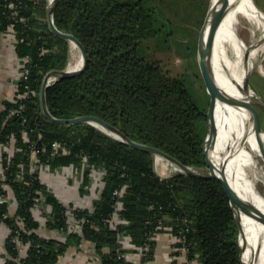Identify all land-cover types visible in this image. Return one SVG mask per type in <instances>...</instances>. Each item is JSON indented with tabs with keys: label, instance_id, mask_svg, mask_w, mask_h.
Listing matches in <instances>:
<instances>
[{
	"label": "trees",
	"instance_id": "16d2710c",
	"mask_svg": "<svg viewBox=\"0 0 264 264\" xmlns=\"http://www.w3.org/2000/svg\"><path fill=\"white\" fill-rule=\"evenodd\" d=\"M48 1L0 0V38L11 33L16 56L30 57V72L21 81L20 93H37L26 100H5L0 109L4 170L0 195L11 193L16 204L14 209L8 203L0 205V225L9 229L5 264H67L70 251L85 250L87 244L98 257L96 264H136L125 256L129 250L122 234L139 248L148 246L141 262L148 264L154 259L155 236L164 230L185 237L175 246L187 248L186 264H243L239 225L223 181L181 172L161 176L152 152L89 123L63 124L44 115L43 80L69 62V41L49 26ZM205 4L202 0H59L55 25L84 45L88 66L46 88L50 113L61 119L102 118L131 140L195 169L207 168V110L196 102L187 78L182 73L172 75L158 53L146 47L164 28H171L165 39L178 35L174 29L180 31V15H192L196 25H203ZM22 104L21 113H11ZM12 137L9 152L5 147ZM214 142L217 161L223 162L226 144L218 129ZM54 143L65 144L69 152L54 155ZM44 165L52 170L78 167L80 193L87 197L92 195L91 172L100 171L98 196L89 205L69 208L42 180L39 167ZM37 205L47 218L45 228L55 236L39 233L41 224L32 210ZM71 219L81 231L71 226ZM17 239L29 243L25 254Z\"/></svg>",
	"mask_w": 264,
	"mask_h": 264
},
{
	"label": "bare ground",
	"instance_id": "6f19581e",
	"mask_svg": "<svg viewBox=\"0 0 264 264\" xmlns=\"http://www.w3.org/2000/svg\"><path fill=\"white\" fill-rule=\"evenodd\" d=\"M212 3H216V0ZM257 7L264 18L262 10ZM262 17L250 0H228L219 19L212 57L221 80L214 101L217 129H222L225 138L234 133L240 143L236 154L223 153L224 161H228L227 177L241 198L253 204L256 213V217L246 213L241 216L243 233L240 242L243 245L242 258L245 264H264V222L259 219L257 208L264 207V192L260 196L256 189L257 183L264 189V167L259 165L264 150V133L256 132L247 109L238 103L233 106L226 104L224 90L239 99L247 73L257 70L264 74ZM71 45L75 59L69 63L68 69L73 71L82 66L83 60L77 44L71 42ZM253 95L254 90H251L248 96L251 98ZM215 155L217 158L216 151ZM156 158L157 163H161V156L157 155ZM219 163L222 162L217 161L218 166ZM167 168L178 170L172 164Z\"/></svg>",
	"mask_w": 264,
	"mask_h": 264
},
{
	"label": "water",
	"instance_id": "95a60500",
	"mask_svg": "<svg viewBox=\"0 0 264 264\" xmlns=\"http://www.w3.org/2000/svg\"><path fill=\"white\" fill-rule=\"evenodd\" d=\"M58 2L59 0H52L49 5L48 21L50 23L51 30L55 34L63 38H66L71 42H75L81 51L83 62H82V66L77 70L70 71L67 67L64 70H60V71L53 70L46 74L43 80V87L41 91V102H42V110H43L44 115L50 120L58 122V123L76 124V123L85 122V123H89L98 128L101 127L102 129L101 128L99 129H101L102 131H104L105 133H107L108 135L116 139L125 141L129 143L130 145L141 148L143 150L152 152L155 156L157 155L161 156L163 159H166L167 161H169L172 165H175L180 170L181 173L192 174L196 177L218 179V180L223 181L224 184L227 185V190H228V194L230 198V204L233 208L236 220L239 225L240 236H242L243 226H242L241 216L246 213L253 217H256V213L253 208V204L248 203L246 202L245 199L241 198L240 194L235 190V188L229 182V179L226 173L228 161L225 160L222 163H219V166L217 165V158L215 155L214 136H215V132L218 126H217V121H216L215 112H214V104H215L214 101L218 94V87H217V83L214 81V79L212 78L209 72V57H210V54L212 55L214 54L215 39H216V35L218 32L219 19L222 16V13L226 7L228 0H216V3H212L211 1L209 10L207 12V15L205 17V20L202 26V31L204 32V38L206 37V41L204 42L202 38H200L199 40V48L202 51L203 56L204 57L206 56L205 72H206L207 78L212 88V98L210 101L209 109L207 111V134H206L205 141H204V149L210 160L209 165L207 166L209 172L207 173L199 172L193 169L191 166L183 164L181 161H179L175 157L167 154L166 152L160 149H157L152 146L144 145L134 140H131L120 129L111 125L110 123L103 120L102 118L91 116V115H84V116H79V117L70 118V119H61V118H57L53 116L50 113L48 106H47V101H46V88L61 78L73 77V76H76L82 73L88 66V54H87V50L84 47V45L73 34L63 32L59 30L57 26L55 25L54 12H55ZM251 72L247 73V75L244 78L242 96L239 97V99H237L233 94H231L227 90H224L225 101H226V104H229L232 106L238 103L240 104L242 108L247 109L250 114V119L253 122V125L255 126L254 128L256 132L261 134V133H264V131L260 125L259 119H257V117L254 115V112H252L251 105L249 103L250 97L248 96V94L251 90H253V88L251 87V83H250ZM254 96H255V92L252 97ZM262 154L264 157V150ZM256 189L259 192L260 196H263L261 191L257 187ZM257 208L259 210V215H260L259 219L262 222H264V207L258 206ZM240 245H241V251L243 253V245L241 243ZM243 264L245 263L243 262Z\"/></svg>",
	"mask_w": 264,
	"mask_h": 264
},
{
	"label": "rangeland",
	"instance_id": "374dc122",
	"mask_svg": "<svg viewBox=\"0 0 264 264\" xmlns=\"http://www.w3.org/2000/svg\"><path fill=\"white\" fill-rule=\"evenodd\" d=\"M202 1L206 3L203 8L204 14L202 16L203 20H205V17L209 10L211 1L213 0H202ZM250 1L254 3L256 9L258 10V12L260 13L262 17V14L260 10L258 9L257 5L260 7V9L263 12V16H264V0H255L257 5L255 4L253 0H250ZM49 5H50V2L48 4V10H49ZM194 15L195 17H198L197 14H194ZM191 18H192V15H186V18L180 15V17L178 18L179 19L178 23H180L179 25L181 26L180 31H177L176 29H174V33H177L178 35H175V37H173L174 35L173 34V35H170L167 39H165L164 36L166 34V30L169 29V31H171L170 30L171 28H164V30L159 36H157L154 39L149 40L146 43V47L150 51L154 53H158V56L162 59L163 65L165 66L167 70H169V72L172 75H177V74L182 73V75H184L187 78L188 87L191 90L196 102L198 103V105L201 107L202 110L206 109L208 111L210 101L212 98V88H211L210 82L205 72L206 56L205 57L203 56L202 51L199 48L200 38H202V40L205 42L206 37L204 38V32L202 31L203 25L202 24L200 26L196 25L198 24V22L194 23L195 20H191ZM262 19L264 21L263 17ZM49 26H50V23H49ZM182 28H185V29L182 30ZM1 37L4 38V40L8 44L10 43L12 44V41L14 40L13 39L14 37L11 33H8L7 36L1 35ZM166 48H167V51L163 52ZM71 49H72V45H71V41H69L68 65L70 62H72L75 59V54L73 55V49L72 51H70ZM79 53L81 54L80 49H79ZM212 57L213 55L211 54L209 58V72L212 78L214 79V81L217 83V87H218L221 80L218 74V69H217L218 67L212 63ZM9 60H11V58H8V61ZM14 62L15 61L13 60V64H15L14 70H12L11 74L8 75V77H10L8 82H10V84L12 85H13V80L15 79L14 77L16 76L15 75L16 62L15 63ZM263 64H264V54H263ZM250 83H251V87L253 88L255 92V96L250 98L249 103L251 105L252 112H254V115L257 117V119H259L260 125L264 131V74L260 73L257 70H252L251 77H250ZM2 89L3 87L0 88V92L2 91ZM218 130L221 132L225 140V144H226L225 153L236 154L240 146L239 145L240 143L236 135L234 133L231 135L228 134L227 135L228 137L225 138L222 129L219 128ZM156 157L157 156H155V163L158 166L157 165L155 166L160 175L171 176L178 172L180 173L179 169L177 170V169L165 167V165L169 166V164L171 163L167 161L166 159L164 160L162 157H161L162 158L161 163L158 164ZM259 165L264 167L263 156L262 158L261 157L259 158ZM199 171L202 173L209 172L208 168H203V169H200ZM73 180H76V179L73 178ZM76 185H73L70 188L63 189L61 191L64 193V197H63L64 204H66L67 206H74V207L78 206L79 207V206H84L85 204V201H86L85 197L87 196H83L80 193V189H79L80 181ZM256 185H257V188L263 193L264 189L262 185L259 183H257ZM70 224L72 227L75 228V225L77 224V222L71 219ZM89 254L92 256H95L93 253H89ZM77 255L79 257L83 256V254L80 252H77Z\"/></svg>",
	"mask_w": 264,
	"mask_h": 264
},
{
	"label": "built area",
	"instance_id": "2783aa9c",
	"mask_svg": "<svg viewBox=\"0 0 264 264\" xmlns=\"http://www.w3.org/2000/svg\"><path fill=\"white\" fill-rule=\"evenodd\" d=\"M3 35H5V34H3ZM29 63H30V57H28V56L17 58L16 71H15L16 76L14 77L15 79L13 80L15 94L11 97V100L14 102L17 99L26 100V99L34 98L37 95V93L35 91H29V90H25V92L20 93L21 81L26 80L28 78V75L30 72ZM53 81H54V79H53ZM2 108H4V107L2 106ZM23 109H24V105L22 104L19 108L12 110L11 113L12 114H14V113L18 114V113H21ZM24 140L29 141V138H28L26 133H24ZM13 142H14V139L12 137V140L8 144L9 146L7 145L5 147L9 152H11L13 150V148H12V145L14 144ZM0 147H2V144H0ZM52 150H53L54 155L67 154L69 152L67 146L65 144H62V143H54ZM33 157L35 158L36 162H38V159L36 158L35 153H33ZM193 169H195V168H193ZM36 170H38V166L36 167ZM195 170H198V169H195ZM39 171L42 172L41 176H42V180L44 181V183H46L48 185L50 190L60 199V201L63 204H64V199H63L64 193L61 191L63 189L70 188L71 186L76 185L77 183H79V181L81 182V179H82V176H81L82 173H79L80 169L74 165L59 166V167L55 168L54 170H52L48 165H44V166L39 167ZM3 174H4V170H3L2 166L0 165V175L3 176ZM101 176H102V173L98 170H93L91 172L92 180H91V184H90V190H91L92 195L90 197L89 196L85 197L86 201H85L84 206H86L87 204L89 205L92 202V198L98 196L97 188H98V185L100 183H102ZM73 178H75L76 180H73ZM45 180H46V182H45ZM11 197H12L11 193L8 196L0 195V205L8 203L10 205L11 209H14L16 204L13 201H11L12 200ZM68 207L70 208V206H68ZM79 207H83V206H79ZM32 210H33L35 218L37 219V221L40 222L41 228L45 227V223L47 221V218H46V216L43 215L39 206L37 205ZM50 210H51L50 207L48 209H46V211H48V212ZM75 229L77 231H81L80 225L76 224ZM120 239L124 245V248L129 250V252L125 254L126 258L131 260L132 262H134L136 264H141L142 258L145 255L144 251L148 249V246L141 247V248L135 246L132 243L130 237L128 235H125V234H122L120 236ZM183 240H185L184 236H180V237L175 236V242H182ZM17 243H18L20 252L22 254H25L27 249H28L29 243H23L21 240H18V239H17ZM181 249L185 252V254H187V251H188L187 248H181ZM84 256H86V259H84L81 264H96L97 263L98 257H96V255L95 256L89 255L90 256L89 257L87 254H84ZM91 258H92V260H91Z\"/></svg>",
	"mask_w": 264,
	"mask_h": 264
},
{
	"label": "crops",
	"instance_id": "0c3cea01",
	"mask_svg": "<svg viewBox=\"0 0 264 264\" xmlns=\"http://www.w3.org/2000/svg\"><path fill=\"white\" fill-rule=\"evenodd\" d=\"M7 35L8 34L2 36H7ZM0 40H1L0 86L3 87L2 91L0 92V109H1L3 106V102L5 100L11 99V97L15 94V89L13 88L14 86L10 84V82H8L10 78L8 77V75L11 74L12 70H14L15 64H13V60L16 62L18 57L16 56L15 53L14 40L12 41V44L11 43L8 44L2 37L0 38ZM8 58H11V60L8 61ZM155 165L157 164L155 163ZM165 167L168 166L165 165ZM167 176L168 175H165L164 177ZM8 233H9V229L7 228V226L5 224L0 225V264H5L4 244ZM39 233L45 237H52L56 235L55 232L50 231L45 227L40 228ZM155 240L156 243L154 247V259L150 261L148 264H186L187 263V255L181 248L178 249L175 246L176 243L175 236L170 231L164 230L157 233L155 236ZM87 246L85 250H78V249L71 250L70 256L65 259V261L68 262L67 264H81L82 261L86 259V256H84V254L90 255L89 253H93V250L92 248H90V245L87 244ZM77 252L82 253L83 256L79 257L77 255Z\"/></svg>",
	"mask_w": 264,
	"mask_h": 264
}]
</instances>
